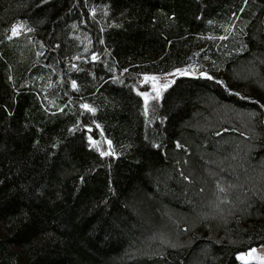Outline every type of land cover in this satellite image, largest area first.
<instances>
[{
    "label": "trees",
    "instance_id": "obj_1",
    "mask_svg": "<svg viewBox=\"0 0 264 264\" xmlns=\"http://www.w3.org/2000/svg\"><path fill=\"white\" fill-rule=\"evenodd\" d=\"M263 244L264 0H0V264Z\"/></svg>",
    "mask_w": 264,
    "mask_h": 264
},
{
    "label": "rangeland",
    "instance_id": "obj_2",
    "mask_svg": "<svg viewBox=\"0 0 264 264\" xmlns=\"http://www.w3.org/2000/svg\"><path fill=\"white\" fill-rule=\"evenodd\" d=\"M20 26L13 29V32H19ZM15 30V31H14ZM197 73L195 65H188L177 68L167 73L148 72L142 76V83L146 88L139 90L145 105L152 99L161 96L164 89L179 75ZM100 148L104 152L110 151L109 142L101 139ZM237 257L240 261L239 264H264V244L252 247L246 251L239 252Z\"/></svg>",
    "mask_w": 264,
    "mask_h": 264
},
{
    "label": "snow or ice",
    "instance_id": "obj_3",
    "mask_svg": "<svg viewBox=\"0 0 264 264\" xmlns=\"http://www.w3.org/2000/svg\"><path fill=\"white\" fill-rule=\"evenodd\" d=\"M15 31V30H14ZM85 107L87 108L88 106L87 105H85Z\"/></svg>",
    "mask_w": 264,
    "mask_h": 264
}]
</instances>
